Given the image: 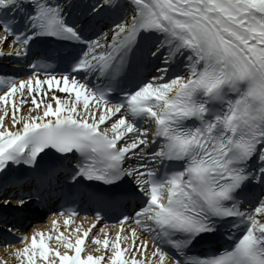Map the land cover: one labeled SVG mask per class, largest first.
Listing matches in <instances>:
<instances>
[{"label":"snow or ice","instance_id":"1","mask_svg":"<svg viewBox=\"0 0 264 264\" xmlns=\"http://www.w3.org/2000/svg\"><path fill=\"white\" fill-rule=\"evenodd\" d=\"M0 59L18 264H264V0H0Z\"/></svg>","mask_w":264,"mask_h":264},{"label":"bare ground","instance_id":"2","mask_svg":"<svg viewBox=\"0 0 264 264\" xmlns=\"http://www.w3.org/2000/svg\"><path fill=\"white\" fill-rule=\"evenodd\" d=\"M60 95L63 98L66 94H60ZM80 225H82L84 228H88L91 226V222L88 220V218L80 217L77 220H75L74 223L70 227L72 229H74L76 226H80ZM35 228L38 231L48 232L51 230V221L48 223L40 224V225L36 226ZM61 229H63L62 223H61ZM32 231H33V228L31 230H29L27 234L29 236H31ZM93 231H95V229ZM65 234H67V233H65ZM109 234H110V236L114 235V233L111 229H109ZM73 237H74V233H73ZM50 244H51V242H50ZM86 246H87V241H86ZM19 247H22V245L21 246H14L11 248L0 249V264H18V262L14 259L13 253L15 251V248H19ZM92 247H94V246H92ZM82 255H84V254L82 253Z\"/></svg>","mask_w":264,"mask_h":264}]
</instances>
